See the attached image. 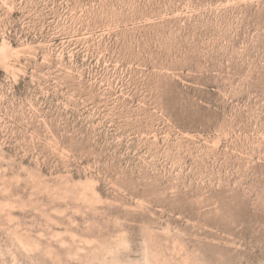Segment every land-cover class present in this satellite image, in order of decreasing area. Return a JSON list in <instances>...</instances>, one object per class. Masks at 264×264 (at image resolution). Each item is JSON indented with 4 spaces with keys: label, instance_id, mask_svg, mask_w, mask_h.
<instances>
[{
    "label": "rangeland",
    "instance_id": "rangeland-1",
    "mask_svg": "<svg viewBox=\"0 0 264 264\" xmlns=\"http://www.w3.org/2000/svg\"><path fill=\"white\" fill-rule=\"evenodd\" d=\"M0 264H264V0H0Z\"/></svg>",
    "mask_w": 264,
    "mask_h": 264
}]
</instances>
